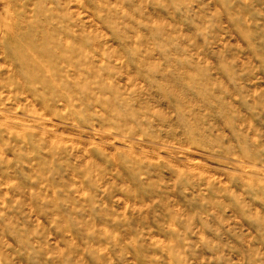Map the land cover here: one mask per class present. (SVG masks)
Returning a JSON list of instances; mask_svg holds the SVG:
<instances>
[{
    "label": "rangeland",
    "instance_id": "rangeland-1",
    "mask_svg": "<svg viewBox=\"0 0 264 264\" xmlns=\"http://www.w3.org/2000/svg\"><path fill=\"white\" fill-rule=\"evenodd\" d=\"M0 264H264V0H0Z\"/></svg>",
    "mask_w": 264,
    "mask_h": 264
}]
</instances>
